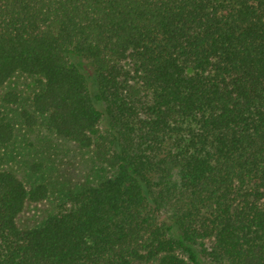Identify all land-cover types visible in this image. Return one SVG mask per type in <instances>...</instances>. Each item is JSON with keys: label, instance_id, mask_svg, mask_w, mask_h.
<instances>
[{"label": "trees", "instance_id": "16d2710c", "mask_svg": "<svg viewBox=\"0 0 264 264\" xmlns=\"http://www.w3.org/2000/svg\"><path fill=\"white\" fill-rule=\"evenodd\" d=\"M0 264H264V0H0Z\"/></svg>", "mask_w": 264, "mask_h": 264}, {"label": "rangeland", "instance_id": "374dc122", "mask_svg": "<svg viewBox=\"0 0 264 264\" xmlns=\"http://www.w3.org/2000/svg\"><path fill=\"white\" fill-rule=\"evenodd\" d=\"M86 68H89L85 63ZM11 85L21 88L22 90H26V92H30L33 88V83L30 82L29 79L18 76L14 80H12ZM101 106V105H100ZM65 146L69 147L68 154L65 157V165L61 172L62 177L65 179H71L72 181H91V170L94 167V159L90 151L81 149L78 145L74 143L65 144ZM34 209V212L30 213L29 216L27 214L24 215V220L34 219L40 217V213H36L38 211L37 208ZM23 221V220H22ZM25 222V221H23Z\"/></svg>", "mask_w": 264, "mask_h": 264}]
</instances>
